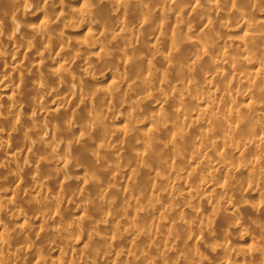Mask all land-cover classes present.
<instances>
[{"label": "clouds", "instance_id": "9594fccd", "mask_svg": "<svg viewBox=\"0 0 264 264\" xmlns=\"http://www.w3.org/2000/svg\"><path fill=\"white\" fill-rule=\"evenodd\" d=\"M0 264H264V0H0Z\"/></svg>", "mask_w": 264, "mask_h": 264}]
</instances>
